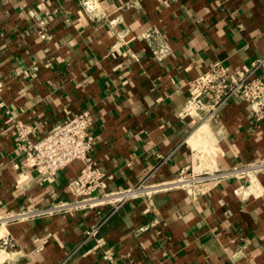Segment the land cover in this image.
I'll return each instance as SVG.
<instances>
[{"label": "crops", "instance_id": "1", "mask_svg": "<svg viewBox=\"0 0 264 264\" xmlns=\"http://www.w3.org/2000/svg\"><path fill=\"white\" fill-rule=\"evenodd\" d=\"M133 2L134 6H128ZM115 24L91 23L76 0H0V237L14 251L0 264H264V173L260 194H233L242 175L209 181L191 198L171 187L114 212L71 207L67 184L79 163L45 182L22 168L15 128L31 124L35 139L82 109L93 116L92 157L111 176L107 190L147 178L173 182L197 166L189 139L196 120L179 117L189 82L219 62L235 71L264 56V0H103ZM123 7L121 10L118 8ZM156 31L161 63L142 35ZM217 146L212 167L225 173L264 161V117L229 99L209 124ZM207 143L211 136L204 125ZM6 219V220H5ZM101 224L96 248L84 232Z\"/></svg>", "mask_w": 264, "mask_h": 264}, {"label": "built area", "instance_id": "2", "mask_svg": "<svg viewBox=\"0 0 264 264\" xmlns=\"http://www.w3.org/2000/svg\"><path fill=\"white\" fill-rule=\"evenodd\" d=\"M76 1L91 23H116V19H111L110 14L104 11L103 0ZM132 5L134 6L133 2L126 7ZM156 36L157 32L152 30L145 32L142 39L146 42L152 57L161 63L169 56V50L165 46L152 44ZM188 87V97L179 117L196 120L197 126L193 133L200 126L209 127L210 123H216L219 108L234 97L240 98L247 105L250 116L255 122H259L264 117V56L235 71L216 62L209 71L191 80ZM3 88L4 84L0 82V92ZM0 107H3V103H0ZM5 122L8 124L13 122L15 141L22 154V168L36 172L43 182L54 178L70 164L79 163L78 175L66 186L73 197L71 207L76 209L97 208L114 212L130 201L139 198L149 199L171 187L184 189L191 198H195L202 192L199 188L201 184L213 180L219 182L230 175H242L246 178L247 184L233 190V194L241 199L259 195L262 191L257 183V177L264 173V161L250 163L240 169L234 168L230 172L215 174L206 171L202 175L193 176L194 171L201 170L204 164L207 169L212 167L201 158L198 151L205 150L210 159L215 162L217 146L210 127L211 141L210 143L202 141L200 142L202 146L198 147L199 150L195 148L198 154L195 160L198 165L191 166L190 177L187 178L188 170H184L169 184H151L148 183L147 178H144L134 186L108 191L107 181L111 179V176L99 168L91 154L94 137L91 131L93 116L89 109L70 114L54 131L39 139H35V130L31 124L11 117ZM100 225L94 224L84 232L85 239L95 240L96 248H101L103 245L97 239ZM13 251L14 246L9 237H0V254ZM100 259L102 264H117L111 250H101Z\"/></svg>", "mask_w": 264, "mask_h": 264}, {"label": "bare ground", "instance_id": "3", "mask_svg": "<svg viewBox=\"0 0 264 264\" xmlns=\"http://www.w3.org/2000/svg\"><path fill=\"white\" fill-rule=\"evenodd\" d=\"M204 126V125H203ZM203 126H200L190 137L189 142L192 143V145L196 146L200 142L204 141L203 138L201 137L200 130ZM199 150V149H198ZM201 151V150H200ZM201 153V152H199ZM204 154V152H202ZM206 153V151H205ZM208 156V155H207ZM210 159V158H209ZM6 220V219H5Z\"/></svg>", "mask_w": 264, "mask_h": 264}, {"label": "rangeland", "instance_id": "4", "mask_svg": "<svg viewBox=\"0 0 264 264\" xmlns=\"http://www.w3.org/2000/svg\"><path fill=\"white\" fill-rule=\"evenodd\" d=\"M208 128H209V127H208ZM204 133H205V132H203V130H200V134H201V137L203 138V140H204L205 142H209L208 139H207V137L204 136V135H205ZM199 146H202L201 143L198 144V145H196L195 148L198 149ZM198 152H200V151H198ZM202 152H204V154H203ZM196 155H198V154H196ZM207 155H208V156H207ZM200 156H201L202 159H204L205 161H207L208 163H210V165H212V164L214 163V160H213V159H212V160L209 159L210 156H209V154H208L207 152L205 153V150H204V151H201Z\"/></svg>", "mask_w": 264, "mask_h": 264}]
</instances>
